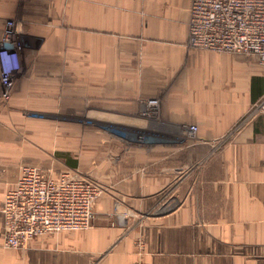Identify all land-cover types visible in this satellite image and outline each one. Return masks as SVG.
<instances>
[{
    "label": "crops",
    "instance_id": "0c3cea01",
    "mask_svg": "<svg viewBox=\"0 0 264 264\" xmlns=\"http://www.w3.org/2000/svg\"><path fill=\"white\" fill-rule=\"evenodd\" d=\"M191 3L0 0V41L9 21L22 39L0 99V264H264V71L192 48ZM84 108L88 126L133 120L151 138L129 144L119 127L110 146L129 150L105 159L94 131L30 119ZM24 165L103 182L92 226L5 249L3 200Z\"/></svg>",
    "mask_w": 264,
    "mask_h": 264
},
{
    "label": "built area",
    "instance_id": "2783aa9c",
    "mask_svg": "<svg viewBox=\"0 0 264 264\" xmlns=\"http://www.w3.org/2000/svg\"><path fill=\"white\" fill-rule=\"evenodd\" d=\"M15 35L13 22H7L0 41L3 100L10 99L20 69ZM189 45L197 50L253 58L264 71V0H192ZM191 130L196 132L195 127ZM104 193L101 183L69 170L54 175L50 169L22 166L3 200V247L23 249L40 237L90 228L96 218V204ZM138 246L142 250L143 246ZM135 264L147 263L139 260Z\"/></svg>",
    "mask_w": 264,
    "mask_h": 264
},
{
    "label": "rangeland",
    "instance_id": "374dc122",
    "mask_svg": "<svg viewBox=\"0 0 264 264\" xmlns=\"http://www.w3.org/2000/svg\"><path fill=\"white\" fill-rule=\"evenodd\" d=\"M14 24V30L16 28L15 23ZM7 26V24H6ZM14 41L16 43V47L18 48V57H19V49L22 47V39L20 36H18V34L15 35L14 37ZM19 62H20V58H19ZM21 68V65H20ZM20 74V69L18 71V73L16 74V80L18 79V76ZM15 80V82H16ZM15 85V84H14ZM11 98V97H10ZM0 99L2 100L3 103H8L10 101L9 100H3L1 97V91H0ZM150 101L153 100H148L147 104H146V108L143 109L142 114L143 117L146 120H149L150 116H151V112H152V108L150 105ZM27 117L26 119L30 118L28 117L29 114H26ZM32 121L34 122H42V123H47L49 125H51L52 127H57V128H63L64 132L69 133L67 131L71 130V129H77L79 131L78 137L81 139L85 140L86 135L88 134L87 131H94V136H95V141L96 144H100L101 146L104 145V151L102 150L101 152H104L105 155V159H119V157H124L125 153L129 150V145H125L124 147H115V146H110L113 142L117 141V137L114 136L116 134L112 133V132H119L121 133V130H119V127H126L123 129L122 134L125 135L124 139L125 141H127L129 144H142L144 142H147L150 140V135L148 129H149V125L143 126V127H136L133 120L129 121V122H120L118 123L117 121H113L110 120L109 124L110 126H105V127H92V126H88L89 123L91 121H93L92 118H90L87 115V110L84 108L83 110L81 109H75L73 111H63L58 109L55 112H45V113H35L32 118H30ZM89 122V123H88ZM104 128L106 130H104ZM60 158V157H59ZM104 157H101V159H98L99 161L104 160ZM97 160V158H96ZM50 170L53 172H60L62 171V166L58 165L54 169L53 167H49ZM48 169V168H46ZM57 170V171H55ZM85 175V174H84ZM96 182L101 183L104 186V183L95 179Z\"/></svg>",
    "mask_w": 264,
    "mask_h": 264
}]
</instances>
